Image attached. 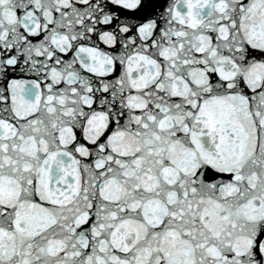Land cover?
Returning a JSON list of instances; mask_svg holds the SVG:
<instances>
[{
  "label": "water",
  "instance_id": "95a60500",
  "mask_svg": "<svg viewBox=\"0 0 264 264\" xmlns=\"http://www.w3.org/2000/svg\"><path fill=\"white\" fill-rule=\"evenodd\" d=\"M0 264H264V0H0Z\"/></svg>",
  "mask_w": 264,
  "mask_h": 264
}]
</instances>
